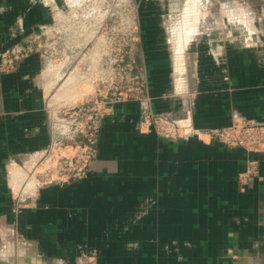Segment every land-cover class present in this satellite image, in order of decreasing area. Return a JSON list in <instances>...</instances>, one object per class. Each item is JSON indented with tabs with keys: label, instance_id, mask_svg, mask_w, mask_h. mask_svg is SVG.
Returning <instances> with one entry per match:
<instances>
[{
	"label": "crops",
	"instance_id": "0c3cea01",
	"mask_svg": "<svg viewBox=\"0 0 264 264\" xmlns=\"http://www.w3.org/2000/svg\"><path fill=\"white\" fill-rule=\"evenodd\" d=\"M65 1L0 0V56ZM168 1L135 0L147 107L116 104L89 174L45 186L19 208L11 189L20 172L58 142L79 140L54 110L91 91L66 94L80 72L65 81L39 54L0 75V264H264V153L206 136L236 119L264 123V32L245 27L239 0H180L174 14ZM146 114L188 122L198 135L160 138ZM249 159L259 176L245 185Z\"/></svg>",
	"mask_w": 264,
	"mask_h": 264
},
{
	"label": "built area",
	"instance_id": "2783aa9c",
	"mask_svg": "<svg viewBox=\"0 0 264 264\" xmlns=\"http://www.w3.org/2000/svg\"><path fill=\"white\" fill-rule=\"evenodd\" d=\"M96 2L97 0H70L65 1L62 6L50 5L51 23L41 25L25 43L11 46L0 56V75L15 71L18 63L33 54H39L64 68L80 52L81 39L95 32L98 23L96 20H103L97 30L100 37L84 67L90 69L91 76L86 84L93 91L82 101L65 105L60 110L64 121L79 140L69 147L71 153L63 146L58 148L55 156L54 146L46 151L45 163L55 159L44 172L39 173L46 186L80 180L89 174L92 163L98 157L103 120L113 113L116 104L137 101L145 109L150 101L144 70L135 58L140 37L135 10L132 15L133 2L117 0V4H114L113 0H104L105 3L100 4L99 8L95 5ZM117 7L120 8V13L117 12ZM144 123L163 139L198 135L192 131L188 122L146 114ZM206 136L229 148H241L247 153H264L263 122L236 119L229 127L214 129L206 133ZM258 176L259 161L249 159L247 170L241 176V183L248 185Z\"/></svg>",
	"mask_w": 264,
	"mask_h": 264
},
{
	"label": "rangeland",
	"instance_id": "374dc122",
	"mask_svg": "<svg viewBox=\"0 0 264 264\" xmlns=\"http://www.w3.org/2000/svg\"><path fill=\"white\" fill-rule=\"evenodd\" d=\"M113 1H114V4H117V2H116L117 0H113ZM126 1H130V0H125V2ZM131 1L133 2L132 5L134 7V9H132V15H133L134 10L136 13L137 9H135V5H136L135 0H131ZM223 1L227 2V1H232V0H223ZM236 1H238V0H236ZM239 1L241 2V7L247 8V10L249 11V14H250L249 16L248 15L246 16V19H244V21L246 22V23L243 22L245 27L248 26V29H250V31H252V32H255V30H257L258 34L260 32L263 33L264 32V0H239ZM168 2L166 4V6H167L166 10L167 11H170V13H172V14H174L175 12L181 11V8L183 7V5H180V0H169ZM103 3H105L104 0H97L95 5L97 6V8H99V7H101L100 4L103 5ZM110 3H112V1ZM120 4H121V2H120ZM119 5H117V6L119 7ZM118 7L116 10H117V12L120 13V8H118ZM190 7L194 8L193 5ZM185 8H186V5H185ZM117 16L119 17L120 15H117ZM98 19L96 20V22L98 21V23L96 24V30L94 32L95 34L94 33L88 34L86 37L81 39V48H80L81 55H80V57L77 59L72 58V60L76 59L77 64H75V66H71L72 65V60H71V63L69 65L62 68V69H64V72H65V78H64L65 81L68 80V78L75 71L80 72L79 73L80 75L76 77L77 79H76V84H74V87H73V85H72V87H70V86L66 87V88H68L66 94L67 93L71 94V95L74 94L76 91L75 88L78 89L79 85H80V87H82L83 90L88 89V91H93V88L86 84L87 80L91 76L90 69H89V67H87L88 69H86L84 67L89 62V55L93 52V47L95 45L97 38L100 37L97 35V30L100 28V25L103 22V20H101V19L98 20ZM188 22H190V21H188ZM188 22L186 21V23H188ZM71 78H72V81L75 80L73 77H70L69 79H71ZM64 88H65V86H64ZM60 113H62V111L54 110V114H52L53 121H55V123L62 122V123H64V125L68 126V124L64 121V116ZM177 137H175V138L178 139ZM77 141H75V142H77ZM73 143L74 142L60 141L57 143V145H53L54 146V148H53L54 156L58 154V148H60V146L68 148V149H66V151L68 153H71V149H69V147H71V145H73ZM50 149H52V148H50ZM50 149H48V151ZM45 153H46V151L42 154V156L33 165L26 167L24 170H22L20 172V175H22V177H24V176L25 177L23 179H21L22 183H21L20 187L17 188L18 193H15V190L13 188L11 189L13 196L16 198V205L18 208L24 206V204L26 203L27 197H34V199H36V196H34V194H36V191H38L39 189L46 186L43 184V181H42L39 173L44 172L46 167L48 165H51L55 159L49 163H45V160H44L45 159L44 158ZM32 193H34V194H32ZM12 264H19L18 259L16 258V260H14V262ZM20 264H25V263L21 262ZM92 264H94V263H92Z\"/></svg>",
	"mask_w": 264,
	"mask_h": 264
},
{
	"label": "bare ground",
	"instance_id": "6f19581e",
	"mask_svg": "<svg viewBox=\"0 0 264 264\" xmlns=\"http://www.w3.org/2000/svg\"><path fill=\"white\" fill-rule=\"evenodd\" d=\"M195 0H190V2H191V4L193 5V2H194ZM190 12H191V10L192 9H188ZM193 14V13H192ZM195 14V13H194ZM193 24L191 23L190 24V26H192ZM76 82V79L75 80H73L72 81V78L71 79H69L67 82H66V84H65V88L67 87V86H70V87H72V85H73V87H74V84H76L75 83ZM76 89V88H75ZM75 95V94H74Z\"/></svg>",
	"mask_w": 264,
	"mask_h": 264
},
{
	"label": "water",
	"instance_id": "95a60500",
	"mask_svg": "<svg viewBox=\"0 0 264 264\" xmlns=\"http://www.w3.org/2000/svg\"><path fill=\"white\" fill-rule=\"evenodd\" d=\"M21 262L27 263V264H34L31 258H18V263L20 264Z\"/></svg>",
	"mask_w": 264,
	"mask_h": 264
}]
</instances>
